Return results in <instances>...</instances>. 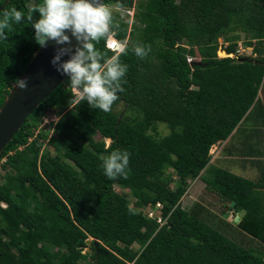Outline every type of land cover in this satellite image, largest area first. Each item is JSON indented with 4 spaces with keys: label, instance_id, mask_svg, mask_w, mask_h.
<instances>
[{
    "label": "trees",
    "instance_id": "trees-1",
    "mask_svg": "<svg viewBox=\"0 0 264 264\" xmlns=\"http://www.w3.org/2000/svg\"><path fill=\"white\" fill-rule=\"evenodd\" d=\"M39 3L10 0L0 19L5 10L27 13ZM112 12L128 70L111 111L70 103L76 94L67 77L0 155V264H264V253L182 206L201 178L229 211L244 212L240 229L264 242V0H138L130 34L122 14ZM8 36L0 40V108L41 47L23 22ZM106 41L96 47L112 56ZM220 41L228 53L242 43L255 56L219 57ZM137 44L150 46L146 57L135 55ZM51 110L61 114L57 135L42 150L44 134L30 138ZM249 120L258 126L247 133ZM117 149L129 152L130 162L127 178L113 180L101 157ZM158 202L162 225L145 213ZM89 238L90 259L82 253Z\"/></svg>",
    "mask_w": 264,
    "mask_h": 264
},
{
    "label": "clouds",
    "instance_id": "clouds-1",
    "mask_svg": "<svg viewBox=\"0 0 264 264\" xmlns=\"http://www.w3.org/2000/svg\"><path fill=\"white\" fill-rule=\"evenodd\" d=\"M117 6L115 4L114 6L105 5L100 0H42V3L29 7L27 13L15 8L11 11L5 10L3 18L0 19V40L9 38L8 31L11 30L13 23L23 22L34 29V38L39 46L45 47L49 40L55 41L58 45H68L57 50L52 63L57 66V70L62 74H67L68 82L76 94L69 102L81 104L86 101L90 108L107 113L111 111L114 102L119 99L118 94L124 91L123 81L128 70L127 65L119 59V55L127 53V45L116 37L115 31L111 32L117 26L112 12L118 11L115 9ZM122 8L133 12L131 14L118 11L125 18V21L128 23L131 21L133 26L136 17V2L132 7ZM36 13H39L38 18H34ZM132 31L133 29H130L129 34ZM69 32L71 35L68 34ZM111 34H114L124 46L114 50L115 54L112 56H108L106 52L99 50L96 45L101 40H108ZM73 37L77 41L75 46L72 45ZM224 46L223 41H220L219 57L239 56L240 60L246 57L244 53H241V49L238 50V53H228ZM240 46L244 51L247 48L252 51V47H246L242 43H240ZM133 51L138 58L142 59L149 54L151 49L150 46L145 47L142 44H137L133 47ZM65 55H68L69 58L61 61V57ZM252 55L255 56L253 53ZM192 59L193 57L188 54L189 62H192ZM16 86L26 89L28 87L27 79L17 78ZM260 96L261 92L259 91V98ZM60 117L61 114L56 110H51L49 114L43 117L41 125L52 124L55 128L49 137L46 135L45 138L41 137L39 139L42 150L48 148L50 139L57 135L56 124ZM39 132L40 130H38ZM38 133L30 140L34 139ZM216 144L220 145V142ZM211 154L216 155L214 152ZM3 160L5 161L6 158H3ZM101 160V168L107 178L113 180L121 177L127 178V169L130 162L129 152L119 149L112 150L107 156L101 157ZM192 185L185 196L190 193ZM2 206H6V203H2ZM152 207V211L146 212L145 210V213L151 218H156L161 225L164 224L165 221H163L162 216L155 214L157 209L162 207V204L158 202L156 207ZM129 212L134 214V209L131 206ZM151 212L153 213L152 216H150ZM228 212H231L233 220L237 219L238 216H242L239 214L242 212L237 213L234 210ZM159 219H162V221H159Z\"/></svg>",
    "mask_w": 264,
    "mask_h": 264
},
{
    "label": "water",
    "instance_id": "water-1",
    "mask_svg": "<svg viewBox=\"0 0 264 264\" xmlns=\"http://www.w3.org/2000/svg\"><path fill=\"white\" fill-rule=\"evenodd\" d=\"M9 1L5 0L0 9L8 5ZM104 1L100 0L103 4ZM68 34L71 35L70 32ZM76 44L77 41L73 37L72 45L75 46ZM67 46L58 45L55 41L49 40L45 47H40L35 52L28 66L19 77L20 79H27L28 87L21 89L19 86L15 87L16 82L13 84L0 108V155L34 110L66 80L67 74L58 71L52 60L59 48ZM68 58V55L62 56L61 61ZM245 60H248V58H241V61ZM243 214L244 212H242V216ZM242 216L237 217V223L240 222Z\"/></svg>",
    "mask_w": 264,
    "mask_h": 264
},
{
    "label": "rangeland",
    "instance_id": "rangeland-1",
    "mask_svg": "<svg viewBox=\"0 0 264 264\" xmlns=\"http://www.w3.org/2000/svg\"><path fill=\"white\" fill-rule=\"evenodd\" d=\"M137 1L138 0H136V2ZM130 29H133L131 21L129 22V30ZM242 46H240V48H239V49H241V53H244L246 56H251L252 51L248 48L246 51H244V50H242ZM190 49H191V47H190ZM260 92H261V95L264 96V83L261 87ZM257 115H258V113H257ZM255 123H258V120H254V121L249 120V121L244 123L245 127L247 128L246 129L247 133L249 132V130L252 129V127L254 126ZM166 126H167V124H165V123H162V125L161 124L158 125L159 130L162 132V134L168 132V128H167L168 126L167 127ZM54 128H55L54 125L46 124L45 126L41 125L40 128H38V130H40L41 133L45 134V136H43V138H45L46 135H48V137H49L54 132ZM38 130L36 131V134L38 133ZM244 133H245V131L244 132L241 131V134H244ZM110 142H111L110 139H106L107 145H109ZM219 147H220V145L215 144L211 148L210 152L211 153L214 152V154H216ZM1 169H2V167L0 168V171H1ZM239 169H241L240 172L245 174V175L252 176L255 173L254 172L255 169L249 168L246 170L240 166L238 168V171H239ZM116 189L119 191H125V190L128 191L127 188L119 186V185L116 186ZM196 202H199V205H195L199 208L193 207ZM182 206L188 210H192V209L196 210V212L200 215V217L202 219H204L207 223H209L213 227L219 229L227 237H229L233 241L237 242L238 244H240L244 247H247V248H253L254 250H256L258 252L264 253V242L260 241L256 237H253V236L247 234L246 232H244L240 229V227L238 226V223L236 222V219L233 220L234 218H231L232 217V215L230 214L231 212H228L229 209L226 207L225 203L220 199V197L218 195L212 193L211 191H209L207 189L205 182L201 178L196 180L193 183L191 190H190V193L188 195L184 196V198L182 200ZM145 210H146V212H150L153 210V207L148 206L147 208H145ZM158 213H159V211L158 212L156 211L155 214L159 215ZM239 214L242 215V213H239ZM87 242H88V246H86L82 249V253L88 254L89 259H90L92 257L91 256L92 238H89ZM134 247L139 248V244L136 243L134 245ZM88 262L90 263V261H88Z\"/></svg>",
    "mask_w": 264,
    "mask_h": 264
},
{
    "label": "built area",
    "instance_id": "built-area-1",
    "mask_svg": "<svg viewBox=\"0 0 264 264\" xmlns=\"http://www.w3.org/2000/svg\"><path fill=\"white\" fill-rule=\"evenodd\" d=\"M115 9L118 10V11H121V12H129V13L133 14L132 11H128V10H126V9L120 7V6L115 7ZM123 46H124V44L121 43V42H120V41L114 36V34H111V35L109 36V38H108V40H107V47H108L109 49H111V50L114 51V50H118L119 48H121V47H123ZM189 60H191V58H189ZM159 205H160V204H159ZM152 215H153V213L151 212V213H150V216H152ZM159 221H162V219H159Z\"/></svg>",
    "mask_w": 264,
    "mask_h": 264
},
{
    "label": "crops",
    "instance_id": "crops-1",
    "mask_svg": "<svg viewBox=\"0 0 264 264\" xmlns=\"http://www.w3.org/2000/svg\"><path fill=\"white\" fill-rule=\"evenodd\" d=\"M260 99H261V101H262V103H263V105H264V96H260ZM260 116H261V114H260ZM256 117H258V115H256ZM255 125L256 126H258V123H255ZM253 129V128H252ZM199 201V200H198Z\"/></svg>",
    "mask_w": 264,
    "mask_h": 264
}]
</instances>
